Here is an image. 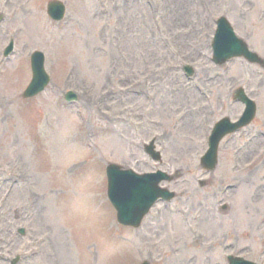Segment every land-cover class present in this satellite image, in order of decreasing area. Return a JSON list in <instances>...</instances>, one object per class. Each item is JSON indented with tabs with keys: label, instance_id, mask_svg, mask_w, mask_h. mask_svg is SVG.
<instances>
[{
	"label": "rangeland",
	"instance_id": "374dc122",
	"mask_svg": "<svg viewBox=\"0 0 264 264\" xmlns=\"http://www.w3.org/2000/svg\"><path fill=\"white\" fill-rule=\"evenodd\" d=\"M49 1L0 0V14L6 13L0 57L9 31L17 25L23 29L19 53L0 75V176L22 171L32 189L19 185L3 207L0 247L23 252L19 264H137L141 250L146 256L155 253L156 264H219V253L202 255L197 240L191 242L189 225L178 213L190 210L194 217L201 215L199 221H208L223 216L217 208L226 203L230 210L221 217L223 226L238 221V233H210L202 226L206 242L221 234V243L237 241L264 263V161L259 170L248 168L264 149L259 133L264 130V70L241 58L224 66L211 62L221 15L264 55V0H62L67 14L59 23L47 15ZM36 49L46 54L52 82L44 93L23 99L32 76L30 53ZM185 64L194 67L195 82L212 92V105L203 113L210 122L243 111L232 101L238 85L259 105L256 121L221 148L220 163L210 173L199 161L205 149L203 93L185 78ZM68 90L78 92L80 103H64ZM115 120H123L122 137L108 128ZM95 130L97 135L89 137ZM154 136L163 165L141 148ZM87 142L95 143L94 150ZM107 161L140 172L149 168L147 161L169 172L183 170V177L170 184L178 192L172 204L177 214H168L162 204L164 213L142 233L119 226L106 195ZM78 167L83 168L80 176L71 172ZM237 177L240 188L223 194L220 185ZM31 196L33 211L27 216L24 206ZM85 213L89 222L82 220ZM26 222L32 236H13Z\"/></svg>",
	"mask_w": 264,
	"mask_h": 264
},
{
	"label": "water",
	"instance_id": "95a60500",
	"mask_svg": "<svg viewBox=\"0 0 264 264\" xmlns=\"http://www.w3.org/2000/svg\"><path fill=\"white\" fill-rule=\"evenodd\" d=\"M220 33V32H219ZM246 45V44H245ZM244 44H241V52L247 56H249L250 58H252V60L254 61H258L264 64V60L261 59L257 54L253 53V55L247 50L246 46ZM109 169V176L112 175V173L114 172H118L119 171V166H114L113 164H109L108 166ZM139 212V211H138ZM139 214H141V212H139Z\"/></svg>",
	"mask_w": 264,
	"mask_h": 264
}]
</instances>
